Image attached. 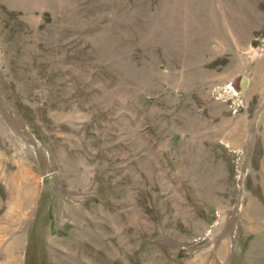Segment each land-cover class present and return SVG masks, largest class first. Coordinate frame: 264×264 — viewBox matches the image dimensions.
<instances>
[{
  "label": "rangeland",
  "instance_id": "obj_1",
  "mask_svg": "<svg viewBox=\"0 0 264 264\" xmlns=\"http://www.w3.org/2000/svg\"><path fill=\"white\" fill-rule=\"evenodd\" d=\"M0 264H264V0H0Z\"/></svg>",
  "mask_w": 264,
  "mask_h": 264
},
{
  "label": "water",
  "instance_id": "obj_2",
  "mask_svg": "<svg viewBox=\"0 0 264 264\" xmlns=\"http://www.w3.org/2000/svg\"><path fill=\"white\" fill-rule=\"evenodd\" d=\"M247 81H248V79H247V77L246 76H244L243 77V82H242V88H245V86H246V84H247Z\"/></svg>",
  "mask_w": 264,
  "mask_h": 264
}]
</instances>
